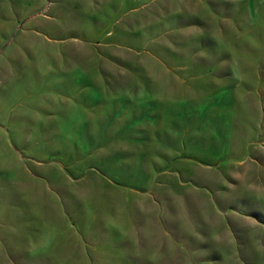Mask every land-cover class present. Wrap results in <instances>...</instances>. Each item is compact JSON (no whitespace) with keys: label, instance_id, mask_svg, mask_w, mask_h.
<instances>
[{"label":"rangeland","instance_id":"rangeland-1","mask_svg":"<svg viewBox=\"0 0 264 264\" xmlns=\"http://www.w3.org/2000/svg\"><path fill=\"white\" fill-rule=\"evenodd\" d=\"M0 264H264V0H0Z\"/></svg>","mask_w":264,"mask_h":264}]
</instances>
